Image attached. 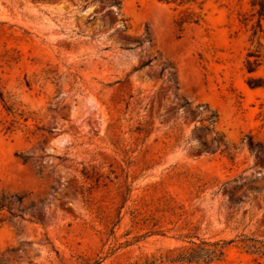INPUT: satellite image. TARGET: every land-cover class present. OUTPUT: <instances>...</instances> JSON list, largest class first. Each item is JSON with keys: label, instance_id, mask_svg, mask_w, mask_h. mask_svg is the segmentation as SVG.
Here are the masks:
<instances>
[{"label": "rangeland", "instance_id": "1", "mask_svg": "<svg viewBox=\"0 0 264 264\" xmlns=\"http://www.w3.org/2000/svg\"><path fill=\"white\" fill-rule=\"evenodd\" d=\"M251 1L0 0V264H264Z\"/></svg>", "mask_w": 264, "mask_h": 264}, {"label": "trees", "instance_id": "2", "mask_svg": "<svg viewBox=\"0 0 264 264\" xmlns=\"http://www.w3.org/2000/svg\"><path fill=\"white\" fill-rule=\"evenodd\" d=\"M251 4L253 6H257V14L259 16V20L256 24V27L253 29V35H256L258 31H261L260 29V18L264 13V0H252ZM259 54H253L252 52H248L247 57L254 56L256 57L254 60H250L247 58L246 60V68L248 72H253L257 65V57ZM264 56V54H263ZM247 83L251 87H258V86H264V79L262 78H249L247 80ZM25 158H23V161L25 162ZM208 246H213V248H209ZM223 255V250L220 246L219 248V242H213L209 243L207 241H201L199 245H197L195 248L190 249H184L182 252H180L175 258H172L171 261H177V262H192V261H199L204 263H210L213 260H219L221 256ZM150 264H154L153 262Z\"/></svg>", "mask_w": 264, "mask_h": 264}]
</instances>
